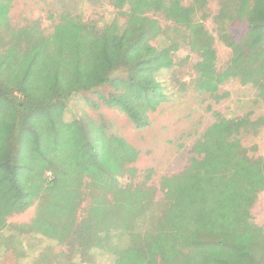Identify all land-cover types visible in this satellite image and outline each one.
I'll list each match as a JSON object with an SVG mask.
<instances>
[{"label": "trees", "instance_id": "1", "mask_svg": "<svg viewBox=\"0 0 264 264\" xmlns=\"http://www.w3.org/2000/svg\"><path fill=\"white\" fill-rule=\"evenodd\" d=\"M12 1L0 0V232L85 241L109 252V264H264V229L251 214L264 190V155L250 156L239 138L254 126L248 116L213 111L188 163L160 177L156 197L149 171L140 183L117 181L135 173L128 165L138 156L124 138L100 121L65 120L53 109L72 83L82 91L108 86L106 95L96 93L103 104L145 128L149 113L169 98L171 82L159 78L161 70L181 92L192 88L219 100L226 95L219 87L236 79L264 98V0H220L218 34L230 51L222 69L214 37L197 17L206 16L211 0H110L116 16L109 22L66 10L51 31L38 21L12 25ZM234 21L244 24L240 34ZM161 35L197 60L160 63L164 47L152 41ZM186 64L188 79L177 81ZM30 207L28 222H7ZM58 256L43 264H73Z\"/></svg>", "mask_w": 264, "mask_h": 264}, {"label": "rangeland", "instance_id": "2", "mask_svg": "<svg viewBox=\"0 0 264 264\" xmlns=\"http://www.w3.org/2000/svg\"><path fill=\"white\" fill-rule=\"evenodd\" d=\"M191 1L182 0L184 4ZM219 2L220 0L209 1L206 16L200 18V14H197V17L214 37L216 67L222 69L229 60L230 51L219 39L216 22ZM66 10L100 23L109 22L116 16L110 0H13L9 18L14 26L38 21L46 31H51L56 15ZM148 15L157 18L161 25L169 24L159 13L150 12ZM231 27L240 34L244 24L234 21ZM113 28L114 22L105 29V35H109ZM152 44L159 48L164 47L160 63L169 61L170 64L172 59L177 61L187 55L190 56L189 62L197 60V56L184 47L177 51L173 46L168 47V39L164 35L157 37ZM188 71V64L177 69V81L188 79ZM157 75L160 79L171 82L167 89L169 98L149 113L150 124L142 129L135 128L125 114L105 106L98 98L96 93L106 95L108 86L82 91L72 83L69 86L70 95L53 104L55 112L65 120L102 122L109 134L124 138L138 152L137 159L128 165L135 168V173L132 176H118L117 181L120 184L140 183L146 180L149 171L147 183L156 189V197H160V177L179 172L185 167L191 156V146L212 123L213 111L226 118L248 116L254 126L249 131L240 133L239 138L250 156L264 155V124L259 122L264 118V98L258 97L253 86L242 85L236 79H229L219 87V93L225 92L226 95L215 100L192 88L179 91L178 83L173 82L170 77V71L161 70ZM93 102L98 103V107H93ZM33 211L34 207H30L22 213L13 214L7 218V222L12 225L26 223L32 217ZM251 214L254 222L264 229V190L252 205ZM0 239L2 243H7L0 244V264H43L59 257L58 253L67 262L72 259L73 264H109L112 261L109 252L88 249L89 244L85 241L57 243L40 234H18L8 228L0 232ZM8 239L11 240L6 242ZM78 249H88V255L83 259L77 258Z\"/></svg>", "mask_w": 264, "mask_h": 264}]
</instances>
